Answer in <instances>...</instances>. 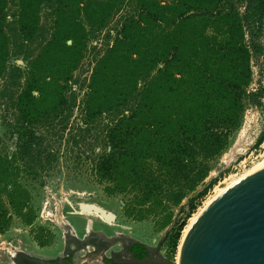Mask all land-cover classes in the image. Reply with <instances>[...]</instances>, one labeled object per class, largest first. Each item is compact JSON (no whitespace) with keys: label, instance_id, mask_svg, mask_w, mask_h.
Returning a JSON list of instances; mask_svg holds the SVG:
<instances>
[{"label":"trees","instance_id":"trees-1","mask_svg":"<svg viewBox=\"0 0 264 264\" xmlns=\"http://www.w3.org/2000/svg\"><path fill=\"white\" fill-rule=\"evenodd\" d=\"M121 12L86 91L89 118H108V150L94 160V175L109 195L131 192L123 206L129 218L158 213L165 228L175 220L174 208L186 210L164 241L172 253L213 185L182 204L240 127L246 102L257 97L248 89L247 33L253 39L264 21V0H0V78L7 76L2 91H9L16 134L12 156L0 154V234L14 216L33 223L30 193L18 178L36 177L47 165L39 127L68 102L91 35ZM12 50L29 59L25 71L8 68ZM263 139L264 129L255 144ZM147 249L141 241L131 247L140 257Z\"/></svg>","mask_w":264,"mask_h":264},{"label":"rangeland","instance_id":"rangeland-1","mask_svg":"<svg viewBox=\"0 0 264 264\" xmlns=\"http://www.w3.org/2000/svg\"><path fill=\"white\" fill-rule=\"evenodd\" d=\"M120 14L122 12L115 15L102 32L91 35L84 58L69 82L70 88L66 93L68 102L55 118L39 127L45 149L42 158L47 165L38 170L39 174L36 177L22 172L18 178L20 184L30 193V202L36 217L32 224H26L21 218L14 216L11 232L4 236V241L12 242L13 245L3 244V240H0V264H46L35 262L34 255L39 257L42 255L45 261L58 260L49 264H77L82 261L106 264L107 258H123L115 255L113 251L128 242H118L112 247L102 243H85L81 239L87 233L92 235L100 230L109 236L127 234L148 246L155 247L165 230L172 224L162 228L163 218L158 213L144 220L125 216L123 206L132 198L131 192L107 194L103 188L104 184L98 181L92 170L94 160L108 150L105 138L108 118L106 114L89 118L85 107L86 91L95 59L99 57L107 43L113 40ZM256 32L253 39L247 33V40L253 49L251 56L253 78L248 89L254 91L257 97L246 102L240 127L232 133L222 154L211 161L209 175L182 201V204H186L192 196L209 183H213L192 215L221 188L264 158V139L259 145L255 144L264 129V21ZM107 35L111 38L106 39ZM28 60L23 54L17 55L12 50L7 59V66L10 68L12 65H20L25 71ZM6 79L7 76L0 78V154L12 156L16 150V134L12 129L14 111L10 107L11 100L7 94L9 91L4 92ZM72 102L74 106L70 108L69 104ZM235 146L234 159L227 161L225 154ZM82 203L96 204L113 213L115 219H105L96 211L82 210L80 207ZM185 212L186 210L181 213L180 207L174 208L173 218L183 217ZM56 214H59L57 220ZM66 221L74 225L73 228L64 225ZM87 225L91 226L89 230ZM16 234L18 237L23 235L21 241L14 239ZM37 237L47 244H39ZM33 241L43 249L35 250ZM15 246L18 247L16 249H23V252L15 250L14 255H11L10 250H14ZM177 249L172 253L168 243L163 242L160 256L175 260ZM28 254L30 256H23ZM67 256L69 258L64 259Z\"/></svg>","mask_w":264,"mask_h":264},{"label":"water","instance_id":"water-1","mask_svg":"<svg viewBox=\"0 0 264 264\" xmlns=\"http://www.w3.org/2000/svg\"><path fill=\"white\" fill-rule=\"evenodd\" d=\"M80 207L96 211L105 219H115L113 213L96 204L82 203ZM176 222L177 217L145 258L132 257L122 262L176 264L169 257L160 258L161 246ZM94 236L111 245L137 241L127 234L109 236L100 230ZM90 237L87 233L81 240L88 243ZM184 264H264V164L225 187L206 208L188 240Z\"/></svg>","mask_w":264,"mask_h":264},{"label":"bare ground","instance_id":"bare-ground-1","mask_svg":"<svg viewBox=\"0 0 264 264\" xmlns=\"http://www.w3.org/2000/svg\"><path fill=\"white\" fill-rule=\"evenodd\" d=\"M235 148H232L229 153L225 154V159L227 161H231L234 159V156H235ZM264 164V158L263 160H261L259 163H257L254 167H252L251 169H249L248 171H246L245 173H243L241 176H243L244 174H246L247 172L251 171L252 169H255L261 165ZM241 176H239L238 178H240ZM238 178H234V180H232L227 186H229L230 184H232L234 181H236ZM225 186V187H227ZM221 188L218 193L216 195H214L213 197H211L209 200H207L205 202V204L197 211L195 212L190 218H189V221L188 223L186 224V226L184 227L183 231H182V235H181V238H180V241H179V244H178V249H177V254H176V259H175V262L176 264H184V255H185V250H186V246H187V243H188V240L190 238V235L194 229V227L196 226L197 222L199 221L200 217L202 216L203 212L206 210V208L213 202V200L222 192V190L225 188ZM60 214V213H59ZM59 214H56L55 215V218L57 220ZM50 215V214H49ZM59 220V219H58ZM62 220V219H60ZM65 220V219H63ZM89 224V223H88ZM64 225H67V226H72L71 223L69 221H66L64 223ZM87 230H89L91 228L90 225H87ZM73 228V226H72Z\"/></svg>","mask_w":264,"mask_h":264},{"label":"flooded vegetation","instance_id":"flooded-vegetation-1","mask_svg":"<svg viewBox=\"0 0 264 264\" xmlns=\"http://www.w3.org/2000/svg\"><path fill=\"white\" fill-rule=\"evenodd\" d=\"M136 240H137V239H136ZM138 241H139V240H137V241H135V242H138ZM90 242L107 244L108 247H112V246L115 245V244H112V245H111V244H108V243L103 242L101 239L95 237L94 234L91 235V237H90L88 243H90ZM121 242H123V241H121ZM126 242H128V244H125V245H123L120 249H115V250L113 251L115 255H119V256H121V257H123V258H121V259H115V258H112V257H111V258H107V260H106V261H107L106 264H114L113 262L109 261V259H111V260H113V261H115V262L123 263V264H126V263L122 262L123 260L129 259V258H132V257H136V258L143 259V258H145L147 255H149V250L152 251V248H153V247L147 245V247H148V249H147V254L144 255V256H141V257H140V256H137V255L135 254V251H134V250H131V247L133 246V244H134L135 242H133V241H128V240H127ZM117 243H118V242H117ZM161 247H162V246H161ZM67 257L69 258V256H67ZM67 257L64 258V259H68ZM163 257H165V256H163ZM160 258H162V257L160 256ZM33 260H35V262H39V263H46V264L51 263L50 261H45V260H40V259H33ZM60 261H62V260H60ZM54 263H55V262H54Z\"/></svg>","mask_w":264,"mask_h":264},{"label":"crops","instance_id":"crops-1","mask_svg":"<svg viewBox=\"0 0 264 264\" xmlns=\"http://www.w3.org/2000/svg\"><path fill=\"white\" fill-rule=\"evenodd\" d=\"M73 226H74V225H73ZM11 229H12V228H10V229H8L7 231H5L4 233L0 234V240H3V244L10 243V245H13L12 242L4 241V239H5L4 236L9 235V233L11 232V231H10ZM75 234L77 235V230L75 231ZM22 236H23V235H19V237H18V235L16 234V235L14 236V239H15L16 241H21ZM12 241H13V240H12ZM33 245H34L35 250H36V248H38V249H40V250L43 249V247L41 248L40 246H38V245L35 243V241H33ZM16 248H18V247L15 246V249H14V250H10L11 255H14L15 250H19L20 252H23V249H16ZM37 251H38V250H37ZM23 256H27V257H28V256H30V255L28 254V255H23ZM34 256H36L35 259L43 260L42 255H41L40 257H39V255H34ZM37 256H38V257H37ZM32 258H34V257H32Z\"/></svg>","mask_w":264,"mask_h":264},{"label":"built area","instance_id":"built-area-1","mask_svg":"<svg viewBox=\"0 0 264 264\" xmlns=\"http://www.w3.org/2000/svg\"><path fill=\"white\" fill-rule=\"evenodd\" d=\"M264 144V143H263Z\"/></svg>","mask_w":264,"mask_h":264}]
</instances>
